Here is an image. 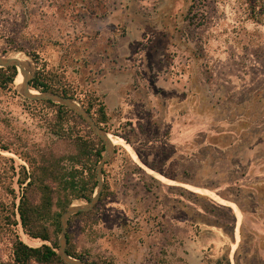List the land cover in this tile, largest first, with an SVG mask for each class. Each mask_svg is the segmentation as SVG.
Masks as SVG:
<instances>
[{"label":"rangeland","instance_id":"1","mask_svg":"<svg viewBox=\"0 0 264 264\" xmlns=\"http://www.w3.org/2000/svg\"><path fill=\"white\" fill-rule=\"evenodd\" d=\"M105 1L0 0V55H20L32 78L84 107L105 106L99 125L114 153L97 203L69 217L66 246L92 264H264V0H160V46L127 47L98 39ZM141 1V12L158 8ZM114 84H124L117 102ZM20 85L0 72V264L16 238L58 244L62 185L47 180L51 208L33 220L50 235L43 241L17 210L24 191L33 204L42 192L19 181L69 165L77 137L97 146L75 113L25 98Z\"/></svg>","mask_w":264,"mask_h":264},{"label":"trees","instance_id":"2","mask_svg":"<svg viewBox=\"0 0 264 264\" xmlns=\"http://www.w3.org/2000/svg\"><path fill=\"white\" fill-rule=\"evenodd\" d=\"M0 72L2 73V77H4L6 83H13L15 77H17L18 72L15 66H8V67H0ZM29 87L31 89L37 90V91H52L54 93H57L59 95H62L64 97H74V93L70 92L69 89L66 87H55L53 86L47 79L41 76V74H36L30 81H29ZM34 102H47L54 105H57L58 107L62 109H66L72 113H75L73 110L61 105L53 103L50 100L42 99V100H32ZM86 110L91 114L95 122L99 125L101 123V120L103 118H106V111L105 106L104 110L103 107L100 108H94L91 105H85ZM96 110V111H93ZM99 111V113H98ZM80 119L81 116H79L77 113H75ZM100 115V119L97 118L98 115ZM107 119V118H106ZM85 123L86 121L82 119ZM105 121V120H104ZM87 124V123H86ZM88 125V124H87ZM89 126V125H88ZM100 126V125H99ZM93 132V131H92ZM97 141V146L92 143L88 142L87 139H83V137H77L76 139H73V142L75 144V153L69 156V165L66 167L58 168L53 164L50 165H41L39 168V176L35 177H25L22 178L19 183L24 184V188L26 191L29 189V187L37 181V186L42 192V201L40 204H33L30 198L27 196V192L25 194V191L23 195L21 196L19 200V205L17 207L18 215H19V222L24 229L25 233L28 234L32 238H40L43 241L50 240V235L48 231H46V228L43 227L41 230H37L36 227H34V221L35 218L38 215L47 214L48 211L51 208V189L49 187V184L47 180L51 181H58L60 185H62L63 191H65L66 197L59 201V207L61 212H64L66 208L71 204L72 199H78L82 198L86 201H88L92 194L94 188L89 187V179H94V183H97V176H96V170L94 167V172H91V169L87 166V162L90 159L91 156L95 155V165L100 160L102 153L104 151V144L102 140L95 136ZM123 138L127 141V139L123 136ZM128 142V141H127ZM139 156V155H138ZM140 158V156H139ZM94 165V166H95ZM136 166V170H142L140 167ZM86 175H84V172L87 171ZM103 172V169H102ZM89 174V175H88ZM29 179L27 182L26 180ZM89 211H82L78 213H88ZM60 212L55 214L54 217V224H53V231L54 233L58 234L60 231ZM78 213H75L78 214ZM69 222V221H68ZM66 237L68 242V231L66 230ZM57 247L58 244L56 242H53L52 245L48 244H42L37 247H32L24 243L19 238H16L13 247H12V259L7 262H3L1 264H30L32 261H36L39 263H49L52 261H57L59 263L66 264L57 254ZM66 251L68 254L72 257L79 258V256L75 255L73 251L66 246ZM92 264V263H89Z\"/></svg>","mask_w":264,"mask_h":264},{"label":"water","instance_id":"3","mask_svg":"<svg viewBox=\"0 0 264 264\" xmlns=\"http://www.w3.org/2000/svg\"><path fill=\"white\" fill-rule=\"evenodd\" d=\"M15 66L17 71L22 76V81L20 85L19 92L27 99L32 100H50L54 103H58L66 106L67 108L73 110L82 119L86 121L93 133L98 136L103 144L104 151L103 154L96 165V176H97V185L94 194L91 198L84 204L70 205L67 209L60 215V232L58 237V247L57 254L66 264H89L84 260L74 258L68 254L66 251L67 237L66 230L68 225V219L71 215L90 210L99 200L102 188H103V178H102V168L106 161L111 158L114 153V143L108 135V133L103 130L93 119L91 114L86 110V108L76 99L72 97H64L57 93L51 91H36L33 92L29 87V81L33 76L34 70L29 61L21 60L16 56L6 57L0 55V67Z\"/></svg>","mask_w":264,"mask_h":264},{"label":"crops","instance_id":"4","mask_svg":"<svg viewBox=\"0 0 264 264\" xmlns=\"http://www.w3.org/2000/svg\"><path fill=\"white\" fill-rule=\"evenodd\" d=\"M121 1L126 3L125 0H109V3L105 1L106 6L98 12V19L104 27L98 39L108 47L115 45L114 43L122 47L140 44L160 46V0H156L159 9L146 10V13L139 11L141 0H127L128 5ZM107 30L111 32L110 38ZM115 54L117 53L114 56ZM124 84H114L111 87V101L117 102L120 99V88Z\"/></svg>","mask_w":264,"mask_h":264},{"label":"bare ground","instance_id":"5","mask_svg":"<svg viewBox=\"0 0 264 264\" xmlns=\"http://www.w3.org/2000/svg\"><path fill=\"white\" fill-rule=\"evenodd\" d=\"M16 57H18V58H20L21 60H22V58H21V56L20 55H16ZM16 83H20L21 81H22V76H21V74L18 72V75H17V77H16ZM33 92H36V91H33ZM108 135L110 136V134L108 133ZM114 143V142H113Z\"/></svg>","mask_w":264,"mask_h":264}]
</instances>
